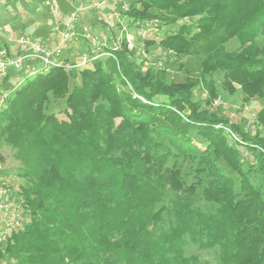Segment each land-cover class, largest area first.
<instances>
[{
	"label": "trees",
	"instance_id": "16d2710c",
	"mask_svg": "<svg viewBox=\"0 0 264 264\" xmlns=\"http://www.w3.org/2000/svg\"><path fill=\"white\" fill-rule=\"evenodd\" d=\"M124 15L170 28L162 52L199 58L198 73L166 81L122 46L20 81L0 111V145L22 164L26 218L0 230V262L199 264L184 253L192 245L219 264H264V136L211 111L215 73L228 93L264 100V0H132ZM53 100L66 120L47 111ZM255 122L264 130V107Z\"/></svg>",
	"mask_w": 264,
	"mask_h": 264
},
{
	"label": "rangeland",
	"instance_id": "374dc122",
	"mask_svg": "<svg viewBox=\"0 0 264 264\" xmlns=\"http://www.w3.org/2000/svg\"><path fill=\"white\" fill-rule=\"evenodd\" d=\"M27 3L33 4V8H27L26 11L23 10ZM45 0H0V40L2 39V34L4 32L3 28L10 24V29H13V16L8 11L12 9H19L20 18L22 21V29L19 34L28 35L32 34L35 31H45L46 33L52 31L54 17L49 21L50 13L47 9L40 7V2ZM63 1V0H58ZM66 3L64 6V12L66 14L63 16L64 20L67 19V13L72 10L69 7L68 2L71 0H65ZM75 7H79L80 0H72ZM132 0H124L125 3L129 4ZM55 4V2H53ZM56 5V4H55ZM3 6V7H1ZM32 9V10H31ZM107 9V8H106ZM108 9H114L116 11V5L109 4ZM35 10V11H34ZM56 12V16H57ZM106 13V12H105ZM32 14L38 15V20L41 23L35 24L31 21ZM86 25L90 30L100 37L112 36L117 37L118 30L115 28L116 25L112 23L108 18H102L100 11H92L91 13H84L80 15ZM51 17V15H50ZM41 18V19H40ZM48 18V21L44 19ZM58 17H56L57 19ZM60 21H64L61 18H58ZM127 23V22H126ZM127 32L133 38V49L129 52L133 53V59L136 63L142 64L144 67H150L153 70L154 75L164 78L166 81L170 82H184L186 77L195 76L199 71L200 59L197 57H186L181 60L175 59L174 57L165 56L162 52V49L159 47V40L164 36V34L169 31L170 28H164L162 30H152L151 28L142 26L141 28H136L135 25L128 23ZM12 27V28H11ZM105 35H104V34ZM8 34V36H7ZM7 34H3L5 37V43L0 41V45H7L14 47L15 40L19 35H14L7 30ZM52 34V33H50ZM52 42H55V37H51ZM3 40V41H4ZM147 43H153L152 45L147 46ZM84 43L77 42L76 45H73L71 42L67 43L64 50L61 53V57L76 60L79 57V52L84 49ZM239 47L238 42L235 39H230L225 48L227 51L237 50ZM16 50V48H15ZM21 75H16L15 78H9L6 81L0 79V91L7 92L9 95L12 91L20 86L19 82L22 80ZM212 79L215 81V89L219 93V104L215 105L214 101L212 102L211 111L218 113V115H227L230 117L232 123H237L239 126L248 134V136H253L255 133H258L261 136H264V130H262L256 124V117L260 110L264 107V100H245L241 92L235 86V91L228 93L222 87V74L215 73L212 76ZM71 87V84H70ZM199 93H203V90L196 92V89L193 90V99L197 98ZM205 93L202 94L204 97ZM63 101L62 100H53L49 103L47 107L48 112H53L59 121L66 120V116L63 113ZM0 185H4L7 188L8 192L2 196L1 201H3L7 206L6 210H0V230L3 233L7 234L12 230L15 222L20 224L26 218L24 209L21 208L19 197L16 193L19 191V188L24 184V179L20 176L22 172V164L14 158V151L5 145H0ZM189 163H185L182 168V172L187 179V181H193L192 175L189 170ZM207 194V199L210 198L212 189L208 185H203L200 190H198L199 197H203V193ZM0 201V202H1ZM201 205H206L204 198H201ZM208 203V202H207ZM20 205V206H19ZM2 233V234H3ZM3 240V236H0V241ZM184 253L186 256L195 255L198 259L199 264H219L217 258V252L214 250H202L199 251L194 246H185ZM0 264H5L0 262Z\"/></svg>",
	"mask_w": 264,
	"mask_h": 264
},
{
	"label": "built area",
	"instance_id": "2783aa9c",
	"mask_svg": "<svg viewBox=\"0 0 264 264\" xmlns=\"http://www.w3.org/2000/svg\"><path fill=\"white\" fill-rule=\"evenodd\" d=\"M79 3V7H75L74 2L69 1V7L72 10L67 13L66 20L60 21L58 18L56 19L57 9L53 1L40 2V7L47 9L51 17L55 18L52 26L55 42L49 44L35 41L28 35L20 34L15 40L17 49L15 53L7 47L0 46V79L3 80L11 72H14L23 77L22 82L54 67L66 70L81 69L88 63L100 58L111 57L112 53L120 50L122 46L129 51L133 49V38L127 32L128 18L124 15L128 11V4L124 0H85L79 1ZM109 4L116 5V11L108 9ZM92 11H100L102 18H108L114 23L119 35L117 37L95 35L80 16ZM144 26L151 28L150 24ZM151 29L153 30V28ZM79 41L85 46L79 52L78 59L61 57L67 43L71 42L76 45ZM9 96L7 92L0 91V111L5 106ZM219 102L220 100L216 99L214 104L217 105ZM7 192V188L0 185V201ZM4 204L3 201L0 202V210L7 209ZM19 227L21 224L17 221L12 228Z\"/></svg>",
	"mask_w": 264,
	"mask_h": 264
},
{
	"label": "crops",
	"instance_id": "0c3cea01",
	"mask_svg": "<svg viewBox=\"0 0 264 264\" xmlns=\"http://www.w3.org/2000/svg\"><path fill=\"white\" fill-rule=\"evenodd\" d=\"M33 1V0H32ZM51 1H53V2H55V4L57 5V8L59 9V10H61V12H62V10L64 9V2H66L65 0H63L62 2H60V1H58V0H51ZM33 6H35V2L33 3V4H29V3H27V1H26V6H25V8L23 9V10H25L26 11V9L27 8H33ZM1 7H3V6H1ZM32 10V9H31ZM35 11V10H34ZM10 13V14H12V18H13V23H12V27H13V29H10V24L8 25V26H6L5 28H3V31L2 32H4L5 34H7V30H9L12 34L13 33H15L14 35H20L19 34V32L21 31V29L23 28L22 27V21H21V18H20V12H22V11H20L19 9H17V8H15V9H12L11 11L8 9V11L6 12V13ZM1 16V15H0ZM49 17V21L50 22H52V17H50V15H48ZM56 17H58V18H60L58 15L56 16ZM48 18H45L44 20L45 21H48ZM41 19V18H40ZM84 20V19H83ZM48 21V22H49ZM30 22H36L35 24H37V23H39L40 21L38 20V15H36L35 16V14H32V16H31V21ZM41 23H39V25H40ZM11 27V28H12ZM51 30V29H50ZM49 30V32L48 33H46L45 31H35L34 30V32H32V34H29V36L30 37H32L33 39L34 38H41V41L42 42H45V43H49V44H52V40L50 39V36L51 37H54V35H53V33H52V31H50ZM3 33V34H4ZM50 33H52V34H50ZM3 34H2V43H7V42H5V37H3ZM7 36H8V34H7ZM4 38V39H3ZM4 40V41H3ZM5 44H3V45H0V46H5V47H7L11 52H13V53H15L16 52V50H15V48H16V46L14 45V47H11V46H7V45H5Z\"/></svg>",
	"mask_w": 264,
	"mask_h": 264
}]
</instances>
